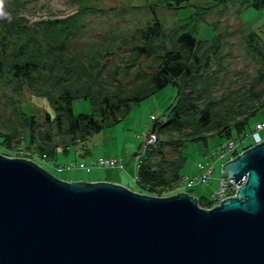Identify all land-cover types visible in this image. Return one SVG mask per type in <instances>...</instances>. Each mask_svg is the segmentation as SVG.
<instances>
[{
  "label": "trees",
  "instance_id": "16d2710c",
  "mask_svg": "<svg viewBox=\"0 0 264 264\" xmlns=\"http://www.w3.org/2000/svg\"><path fill=\"white\" fill-rule=\"evenodd\" d=\"M92 1L98 0H76L80 10L62 19L29 22L14 13L10 20L0 16V98L2 100L6 93L12 94L8 104L20 120L17 124L7 118V132H0V147L12 149L13 139L27 134L29 142L22 141L23 147L17 146V149L37 153L39 158L45 154L49 161L58 147L66 151L70 145L84 142L122 121L134 104L168 85H177V100L169 108L167 119L153 120L149 132L155 134L156 140L144 146L136 173L135 191L157 196L183 177L180 173L184 161L182 147L187 141H206L209 133L227 141L241 139L252 127L250 118L264 109V44L253 30L244 34L242 42L246 53L257 60L259 67L254 75L243 77L242 82L229 80L221 105L210 96L209 83L202 88V93H206L204 98L201 93L195 98L184 92L192 85L198 86L211 71L212 61H215L212 58L223 38L219 32L215 40L198 39L199 27L212 10L228 3L259 9L264 7V0H144L148 11L144 27L130 33L118 24L102 41L81 38L85 27L83 15L91 9ZM14 4L24 8L19 0ZM161 6L177 12L186 9L192 12L179 18L172 30L166 31L158 16ZM81 42L84 45H80ZM123 48L127 56L109 66L110 57H120ZM143 59L150 60L147 68L143 66ZM217 64L218 71L224 69L222 57ZM133 70L136 73L128 83L126 76ZM6 77L8 81L4 82ZM23 93L47 98L53 116L47 115L45 122L52 123L56 130L55 143L54 137L44 131L40 145L33 146L37 123L34 115L27 116L18 109ZM76 98L90 101L96 111L75 115ZM3 114L0 109V130ZM166 147H170V153ZM0 153L11 156L1 150ZM198 203L211 207L209 199L198 198Z\"/></svg>",
  "mask_w": 264,
  "mask_h": 264
},
{
  "label": "water",
  "instance_id": "95a60500",
  "mask_svg": "<svg viewBox=\"0 0 264 264\" xmlns=\"http://www.w3.org/2000/svg\"><path fill=\"white\" fill-rule=\"evenodd\" d=\"M221 173L240 187L207 209L0 154V264H264V140Z\"/></svg>",
  "mask_w": 264,
  "mask_h": 264
},
{
  "label": "rangeland",
  "instance_id": "374dc122",
  "mask_svg": "<svg viewBox=\"0 0 264 264\" xmlns=\"http://www.w3.org/2000/svg\"><path fill=\"white\" fill-rule=\"evenodd\" d=\"M15 1L0 0V16L10 20L14 13L18 17L33 22L39 19L66 18L80 10V5L75 0H19L20 3H23L24 8L15 7ZM194 1L200 2L201 0ZM146 5L144 0L92 1L90 3L91 9L89 8L83 15L85 27L81 38L83 40H105L112 34L118 24H121V28L128 29L130 33L137 27H144L148 12ZM188 12L191 13L192 10L186 9L177 12L161 6L158 9V16L164 23L166 31H170L175 26V23H177V20L183 18ZM243 29L245 30L243 31ZM250 30L257 32L264 44V7L259 9L251 6L243 8L232 3L215 7L197 32L198 39L206 42L215 40L216 35H218L217 33L222 32L223 38L219 42L220 45L217 54L214 59L212 58L215 61L211 60V71L206 74L203 81L200 80L198 86L196 84L194 86L192 85L190 90L187 89L184 92H189V95L192 94L193 97L197 98L199 93L203 94L202 88L206 87L207 83H209L210 88L208 92L210 96L215 98L217 103L221 105L224 102L222 100V94L225 92L229 80L236 81L237 79L239 82H242L243 77L254 75L259 64L256 59L246 53L245 46L242 42L244 34ZM229 44H231L230 47L226 46ZM80 45H84V43L82 44L81 42ZM126 56L125 49H120V57H116V55L111 56V61H108V65L111 66L114 62L120 63V59ZM220 57H222L224 69L218 71L216 65H218L217 62ZM149 62L150 60L144 61L143 59L144 68L150 65ZM135 71L133 70L129 77L126 76V82L128 81L129 83L133 74L136 73ZM225 76L226 78H224ZM3 81L7 82L8 78H4ZM177 83L179 85V80ZM177 90V85L166 86L146 100L134 104L129 114L119 123L91 135L82 143L70 145L66 151L58 147L56 155L49 161H46L44 157L39 158L38 155H35L36 153L24 152L19 148L17 149V146L23 147L22 141H25V143L29 142L27 134L23 138L18 139L17 137L13 139L12 149L8 150L0 147V150L11 155L7 157L27 158L34 161L60 180L109 181L121 184L135 191L137 186L133 179L135 174L134 155H143L141 145L152 127L153 120L156 118V121L161 122L167 119L170 114L169 108L176 103ZM205 95L206 93L203 94L202 98ZM3 96L2 100L0 98V109L4 113L2 129L0 130L1 133L7 132L5 128L8 124L6 122L7 118H12L15 123L20 124V120L16 119V114L8 104L11 101L12 94L6 93ZM20 104L18 109L27 116L34 115L37 123L33 146L40 145L39 143L45 132L50 133L54 137L53 143H55L57 141L55 135L56 130L52 123L45 122L47 115L53 116L47 98L23 93L20 97ZM95 108L90 101L83 98H76L73 102V113L75 115L80 113H94L96 111ZM257 122H264V109H260L249 120V124L252 127ZM252 127L248 128V133ZM261 138V141L264 140V131ZM17 141L21 142L17 143ZM239 141L240 147L242 148L249 144L251 139L243 138L239 139ZM227 144L228 141L226 138L219 137L213 133L207 134L206 141H187L182 147V155L184 157L183 166L180 169L182 176L193 178L199 175V165L203 164L204 166H208L214 164L212 178L208 183H199L191 187H187L184 184L175 185L155 196L166 197L184 192L197 199H211L212 195L218 190L219 179L223 176L221 173L222 166L230 158L229 154L220 155L223 153V149ZM15 147L17 150H14ZM53 147L55 148V146ZM165 149L170 153V147H166ZM101 157L116 158L117 161L122 162L126 167L125 169L98 166H91L90 169L79 167L80 163L93 165ZM229 196H232V194L227 195L225 198ZM200 206L202 207V205Z\"/></svg>",
  "mask_w": 264,
  "mask_h": 264
},
{
  "label": "built area",
  "instance_id": "2783aa9c",
  "mask_svg": "<svg viewBox=\"0 0 264 264\" xmlns=\"http://www.w3.org/2000/svg\"><path fill=\"white\" fill-rule=\"evenodd\" d=\"M264 129V123H258L254 127V132L252 133V137L254 138L255 141L259 142L261 141V136H262V130ZM155 141V136L153 134H149L146 139H145V146L152 144ZM237 146V142L230 141L228 145L226 146L225 149H223V153L220 155L224 154H229L232 155L235 152V148ZM35 155H38L37 153ZM42 157L46 158L45 155H42ZM138 159V156L135 157V160ZM93 166H98V167H105V168H123V164L120 161H117V159L114 158H99L97 159L96 163L93 164ZM81 168H89L87 164L81 163L79 165ZM199 175L195 176L193 178L189 177H184L181 179V181L176 185L184 184L187 187H191L195 184L199 183H204L210 181L212 178V174L214 172V164L211 165H206L204 166L203 164L199 165ZM240 185L238 182L234 181L231 178L228 177H221L219 179V188L218 190L212 195V203L213 204H218L221 200H223L227 195L232 194V196L236 193Z\"/></svg>",
  "mask_w": 264,
  "mask_h": 264
}]
</instances>
